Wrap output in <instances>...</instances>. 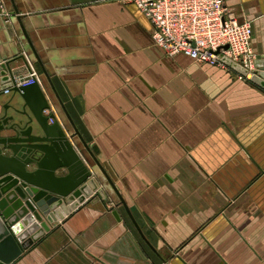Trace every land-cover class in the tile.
Instances as JSON below:
<instances>
[{
  "label": "crops",
  "instance_id": "1",
  "mask_svg": "<svg viewBox=\"0 0 264 264\" xmlns=\"http://www.w3.org/2000/svg\"><path fill=\"white\" fill-rule=\"evenodd\" d=\"M0 1V61L38 73L105 195L67 205L14 264H264L263 87L167 57L129 0ZM225 3L264 60V0ZM23 104L0 92V117Z\"/></svg>",
  "mask_w": 264,
  "mask_h": 264
},
{
  "label": "water",
  "instance_id": "2",
  "mask_svg": "<svg viewBox=\"0 0 264 264\" xmlns=\"http://www.w3.org/2000/svg\"><path fill=\"white\" fill-rule=\"evenodd\" d=\"M222 61L248 75L231 60ZM263 61L257 60L251 80L264 88ZM0 63V92L18 93L24 103L14 116L0 117V264H14L51 224L68 215L67 205L74 208L93 194L105 195L68 130L49 113L50 100L42 86L17 85L8 66ZM8 122L14 123L7 127ZM7 131L14 135L3 137ZM32 165L36 169L29 171ZM59 170L67 175L58 177Z\"/></svg>",
  "mask_w": 264,
  "mask_h": 264
},
{
  "label": "built area",
  "instance_id": "3",
  "mask_svg": "<svg viewBox=\"0 0 264 264\" xmlns=\"http://www.w3.org/2000/svg\"><path fill=\"white\" fill-rule=\"evenodd\" d=\"M129 1L147 18L154 45L167 57L185 56L202 65L226 69L230 67L222 60L229 59L248 72L247 76L240 74L242 77L255 75L258 59L252 23L232 17L225 0ZM0 15H5L1 1ZM14 81L31 85L39 83V75L31 69L25 79Z\"/></svg>",
  "mask_w": 264,
  "mask_h": 264
}]
</instances>
